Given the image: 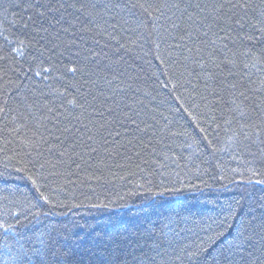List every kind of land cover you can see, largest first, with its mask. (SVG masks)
<instances>
[{"label": "trees", "instance_id": "trees-1", "mask_svg": "<svg viewBox=\"0 0 264 264\" xmlns=\"http://www.w3.org/2000/svg\"><path fill=\"white\" fill-rule=\"evenodd\" d=\"M52 2L79 6L100 5L107 0ZM169 2L210 6L214 0ZM253 2L261 4L264 0ZM21 3L22 0H0V26L9 27V21L19 20L18 13L22 14V9L15 5ZM189 11L200 19L196 10ZM69 12L76 15L71 9ZM164 26L166 22L161 19L157 25L161 33ZM212 31L209 38L217 41L215 55L211 57L215 61L210 65L212 71L220 79L226 78L228 83L243 85L241 90L259 89L264 82V45L246 37L241 41L235 32L227 40L217 39ZM155 39L154 35L152 40ZM2 43L0 40V45ZM129 43L134 51L121 53L127 60L122 66L139 77L136 83L142 89L151 92L159 126L171 131L162 138L158 132L146 148L137 146L125 155H121L125 149L111 143L101 146L98 138L95 143L89 141L98 151L92 153V148H77V152L85 153L78 167L67 157L64 158L67 163L58 160L56 151L49 152L57 147L50 135L55 129L49 120L44 121L49 131L44 127L39 129L43 134L41 139L34 129L22 128L19 122L15 124L19 134L13 130L11 121L15 112L6 118L7 126L6 120L0 119V264H163L176 248L197 240L195 231H186L196 227L192 221L210 222L209 217L222 214L229 206L238 209L237 228L242 220L264 225V188H245L236 183L242 178L240 174L247 173L253 166L252 158L236 146L238 126H229L220 120V130L215 133L218 138L208 145L193 120L197 117L203 121L202 113L206 111L203 107L206 101L193 90V84L199 85L198 90L204 88V80H197L198 65L177 63V58L183 59L179 50H170L165 43L161 44L160 51L165 60L172 58L171 64L161 63L156 58L155 44L145 43L143 37L135 45ZM141 44L143 47L139 46ZM196 44L213 51L211 44L200 41ZM13 51L16 63H8L15 71H8L5 77L0 62V107L7 101L12 108L22 111L23 104L29 102L25 101V93L37 80L31 76L26 79L20 71V66L27 70L32 59L24 47L16 45ZM170 76L171 83H167ZM10 80L13 83H9ZM177 80L182 86L174 90L172 83ZM17 86H20L19 91ZM222 94L225 100L229 99L227 92ZM245 103L250 104L251 100ZM237 104H241V100L238 99ZM213 110L217 116L221 112L230 115L228 106L222 103L216 104ZM160 112L168 117L167 122L159 116ZM215 127L213 125V129ZM26 139L28 143H22ZM148 139L151 134L145 143ZM113 148L116 151H112ZM137 152L141 155H136ZM72 155L75 157V153ZM41 163L45 165L43 169ZM60 172L64 175H54ZM30 177L38 180L41 191L49 197L48 203L37 192ZM171 187L179 190L165 191ZM158 192L164 195H157ZM233 235L234 230L227 232L190 264H264V236L260 229L240 256H229Z\"/></svg>", "mask_w": 264, "mask_h": 264}, {"label": "snow or ice", "instance_id": "snow-or-ice-1", "mask_svg": "<svg viewBox=\"0 0 264 264\" xmlns=\"http://www.w3.org/2000/svg\"><path fill=\"white\" fill-rule=\"evenodd\" d=\"M15 7L22 9V14L18 13L19 20L9 21V27L0 26V40L3 42L0 45V62L3 63L6 77L8 71H15L8 63H16L13 47L23 46L32 59L27 70L20 66V71L26 79L31 76L37 83L25 93V101L29 102L23 104L22 111L12 108L7 101L0 107V119L6 120V126V118L15 112L16 116L11 121L14 131L19 134L15 127L19 122L22 128L34 129L43 139L39 129L44 127L45 131H49L44 123L49 120L55 129L50 135L57 146L49 149V152L56 151L58 160L67 163L64 160L67 157L78 167V161L85 153L77 152V148H92V153H95L98 149L92 147L89 141L95 143L97 138L101 146L111 143L125 149L121 155L132 153L137 146L146 148L158 132L162 138L171 130L159 126L157 106L151 92L142 89L136 83L139 77L133 76L127 67L122 66L127 64V60L121 53L133 52L129 42L135 45L143 37L145 43L155 44L156 58L161 63H172L171 57L165 60L161 54V44L165 43L168 49L179 50L183 59L177 58V63L198 65L200 71L196 73L197 80H204V88L198 90L199 85L193 84V90L197 91L202 101H206L203 105L206 111L202 113L205 117L203 121L197 117H193V120L202 134V140L208 145L214 143L218 138L215 133L221 127L220 120L229 126L236 124V146L241 153L250 156L253 163L247 173L240 174L242 178L236 183L245 188H264V82L259 89L245 91L241 90L243 85L228 83L226 78L220 79L210 67L215 64L211 57L215 55L217 41L209 38V31L218 29V32L212 31L217 39L227 40L235 32L241 41L246 37L249 41L264 45V2L214 0L210 6L190 2L182 6V3H170L169 0H107L100 5L77 6L76 3H53L52 0H22ZM69 9L76 15L73 16ZM190 9L196 10L200 19L193 16ZM168 12L172 14L168 15ZM161 19L167 25L163 33L157 28ZM241 33L244 35L241 36ZM154 35L156 39L152 40ZM9 36L13 39L10 40ZM197 41L211 44L213 51L197 46ZM139 46L143 47L142 44ZM224 48H227V44ZM231 63L234 65L235 62ZM171 80L170 76L167 83H171ZM181 86L178 80L172 83L174 90ZM16 90L19 91L20 86ZM224 92L228 93V100H225ZM250 93L255 95L250 96ZM238 99L241 104H237ZM248 100H251L250 104L245 103ZM221 103L228 106L230 115L223 112L220 116L216 115L214 106ZM149 104L153 106L149 107ZM188 114L192 116L191 112ZM159 116L167 122L168 117H164L163 112ZM51 117L55 120H51ZM149 134L151 139L145 143ZM22 143H28L27 139ZM112 151H116V148ZM136 155L141 153L137 152ZM44 166L41 163V169ZM54 175L63 176L64 173ZM32 183L44 202L48 203L49 197L41 191L38 180L32 179ZM178 190L176 187L165 188L167 192ZM157 195H164V192ZM237 214L238 209L229 206L222 214L209 217L210 222L192 221L196 227L186 231H195L197 240L176 248L163 264H190L233 230L229 256L243 255L245 247L255 239L258 229L264 236V225L242 220L237 228Z\"/></svg>", "mask_w": 264, "mask_h": 264}]
</instances>
